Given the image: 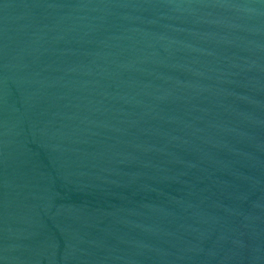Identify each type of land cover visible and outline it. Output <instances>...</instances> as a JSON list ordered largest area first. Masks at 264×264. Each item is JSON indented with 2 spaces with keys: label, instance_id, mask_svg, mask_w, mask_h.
I'll return each mask as SVG.
<instances>
[{
  "label": "water",
  "instance_id": "95a60500",
  "mask_svg": "<svg viewBox=\"0 0 264 264\" xmlns=\"http://www.w3.org/2000/svg\"><path fill=\"white\" fill-rule=\"evenodd\" d=\"M0 264H264V0H0Z\"/></svg>",
  "mask_w": 264,
  "mask_h": 264
}]
</instances>
